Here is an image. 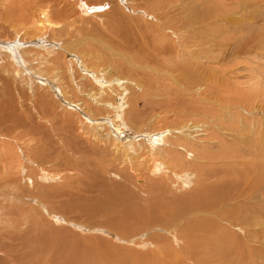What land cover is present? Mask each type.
Listing matches in <instances>:
<instances>
[{
    "label": "rangeland",
    "instance_id": "rangeland-1",
    "mask_svg": "<svg viewBox=\"0 0 264 264\" xmlns=\"http://www.w3.org/2000/svg\"><path fill=\"white\" fill-rule=\"evenodd\" d=\"M85 1L0 0V44L13 45L25 64L14 62L10 53L0 49V148L6 144L24 157L48 150L46 161L36 159L39 165L23 161L28 165L23 176L29 180L12 175L17 181L5 189L16 196L0 190V264H264L263 218L257 227L259 236L250 244L254 250L259 248L254 251L244 235L247 228L239 222L235 228L229 222L223 224L237 234L238 246L223 242L221 232L213 235L219 239L215 242L196 237L184 240L187 224L214 218L210 213L181 214L196 199L205 170L212 173L213 169L218 178L241 175L240 181L251 182L254 159L260 169L264 167V3L246 0L241 8L244 33L237 34L244 38L243 52L224 66L211 63L229 69L225 80L233 89L228 101H222L194 80L175 74L176 83L167 75V68L179 69L185 59L157 57L164 41L158 35L165 34L170 42L175 35L163 32L162 21L155 23L151 14L165 23L167 15L170 25L180 1L143 0L146 9L135 15L127 0ZM48 6L58 26L36 31L30 20L21 19L29 9L30 19L38 20ZM89 6L97 12L91 13ZM109 9L118 12L119 18L114 20ZM53 60L58 61L55 67ZM116 84L119 89L107 94L102 90ZM182 84L199 95L183 92ZM97 90L106 95V102L97 100ZM163 131L171 144L189 141L190 147L192 141L198 153L206 147L217 156L204 161L178 148L177 156L185 158L188 170L178 177H173L172 169L156 175L155 165L167 168V157L164 148L158 151L149 140ZM26 145L33 148L27 150ZM231 150L241 158L228 157L226 152ZM76 151L79 154H73ZM60 153L66 157L63 164L53 161ZM2 157L1 168L6 156ZM1 168L0 179L5 175ZM44 169L55 180H42ZM166 174L171 181L165 180ZM217 177L208 183L216 186ZM263 189L264 183L258 194L262 198L258 203L264 207ZM158 222L161 227L154 224ZM142 242L149 245L144 247ZM157 243L155 249L152 245Z\"/></svg>",
    "mask_w": 264,
    "mask_h": 264
},
{
    "label": "bare ground",
    "instance_id": "bare-ground-1",
    "mask_svg": "<svg viewBox=\"0 0 264 264\" xmlns=\"http://www.w3.org/2000/svg\"><path fill=\"white\" fill-rule=\"evenodd\" d=\"M142 1L143 0H127L128 5H131V7L129 9L130 10L132 9V12H133L134 15L136 13L139 14L138 12L142 11V10H140L141 8H143V12L146 9V8H144V6H142V4H141ZM165 1L166 0H163V2H165ZM172 1H174V0H172ZM175 1L176 2L180 1V4H178V3L175 4L176 2L173 3V4H175L174 7H176V10L174 12L175 14H174V18L172 20V24H170V25L168 24V22H169L168 18L169 17L167 18V15L166 16L164 15L165 16L164 19H166V23H165V20H163V18H161L160 16H157L156 14H153V13L151 14L154 17L155 23H157L159 21H162L163 26H164L163 32H165V31L167 32L169 30L170 32L173 33V35H175V40H173V38H171L173 40L171 42L166 39L165 34H159L158 35L159 36L158 38L161 39V40H164V41L161 43V46L159 47V49L157 48V51H156V52H158L157 53V57L159 58L158 55H162V56L163 55H169V56H172V57L176 56L173 59L176 58L177 60H180L181 62H183V60L185 59V61L183 62V66H181L179 69H175V67L167 68L166 69L167 70V75L172 77L175 80L176 83H179L178 82L179 80L176 79L175 74H177V77H179L181 79H183L185 77V80H189L190 82H191V80H194L195 82H197L198 87L200 89L204 88V90H206L209 94H212V95L217 96V97L221 96L222 97V99H221L222 101H228V96L227 95L232 93V89H233L230 86V84H228V82L225 80L226 72H228L229 69H227L228 67L227 68L226 67L223 68V67H218V66L219 65H221V66L226 65V63H227V61H229V59H231L232 57L236 56L237 54L240 55L243 52L244 45H245V42L243 41L244 38L239 36L237 34V32H239V30H241L243 32V29H244V22H243V19H242L244 17H242L243 15H241V17H240V14H241L240 11H241V8L244 9L243 6H244V3H245L246 0H175ZM85 2L87 3V1H85ZM168 2H169V0H168ZM259 2L264 3V0H260ZM164 4H166V3H164ZM118 6H116V8H114V9L118 10L119 9ZM262 7H263V5H262ZM90 9H91V13L97 12V10L96 11H92V10L97 9V8H94L93 6H89V10ZM24 11H25L24 12L25 13L24 17H22L21 19H23V21H26V22L30 20V22H32L34 24V27H35L36 31L39 30L40 28H43V27H52L54 25L58 26V24L55 23L53 21V19L51 18L53 13H52V9H51L50 6L46 7L45 9H43V12L41 13V17L38 20H34V21H32L30 19L31 17H30L29 9H26ZM60 11L61 10L57 9V13L60 12ZM244 11H243V13H244ZM109 12L115 17L114 20L119 18V14H116L118 12H113L111 9H109ZM253 12H255V11L253 10ZM109 16H111V15H109ZM236 16H238V17H236ZM138 18H136V19H138ZM139 20H140V18H139ZM149 23H150V25H153V23H151V22H149ZM168 26H170V27L168 28ZM55 31H57V30L55 29ZM0 49L1 50H5L8 53H10L12 55L11 57L13 58L14 62H17V63L20 62L21 65H22V62H23L22 58L23 57L21 58V57L17 56L18 54L15 55V47L13 49V45H7V46L3 45L2 46V43H1L0 44ZM49 50H52V48H49ZM49 53L52 55L51 56V60L50 59L49 60L52 61V59H54V56H55L54 53L55 52L53 50V51H49ZM148 53H149V51H148ZM167 57H165V58L167 59ZM172 57H169V58L172 59ZM33 62H34V60H33ZM36 62H37V60H36ZM56 62H58V61H56ZM81 62H82V60H81ZM185 62H186V64H185ZM55 63H54V60H53V65L52 66L55 67ZM211 63L217 64L218 66L213 67L211 65ZM23 64H24V62H23ZM78 64H80V63H78ZM18 66H20V65H18ZM20 67L22 68V66H20ZM20 67H18V68H20ZM33 70H34V68H33ZM52 72H54V71L52 70ZM42 75H44V74H42ZM218 75H221V76H218ZM58 77H60V76H58ZM54 79L52 78V80H54ZM52 80H51V82H52ZM59 81H60V79H59ZM81 84L85 85V83H83V82H81ZM186 84H190V83L186 81ZM57 85H58V82H57ZM77 85H78V83H77ZM100 85H104V84H100ZM115 86H117V84ZM118 86H119V84H118ZM118 86L117 87H114V86L110 87L109 86L108 88H103L101 86L103 89L102 88H100V89H102L104 91V93L106 92V94H107V92L115 90V88L119 89ZM104 87H106V85ZM180 87L182 88L183 92L186 91V92L191 93V94L194 93V94H198L199 95L197 90H195L194 88H191V86H185V85L182 84ZM85 89H87V88H85ZM76 92H78V91H76ZM99 92L100 91L95 93L94 96L95 97H99V99H97V100H99V101H101L103 103L106 102L107 101L106 95L101 94ZM54 93H56V92H54ZM65 99H66V97H65ZM69 99L71 100V98H69ZM200 99H201V97H200ZM70 100H68V101H70ZM77 100H78V98H77ZM91 100H92V98H91ZM99 101H98V103H99ZM81 102H83V101H81ZM86 102L87 101H84L83 103L86 104ZM69 103H71V102H69ZM100 104H102V103H100ZM74 109H77V107L76 108L74 107ZM42 112H43V114L47 113L44 110H42ZM44 112H46V113H44ZM97 123H99V122H97ZM101 124H103V123H101ZM97 125H95V126L97 127ZM105 125L106 124H104V126ZM170 132L172 133V132H175V131H171L170 130ZM176 132L178 134H182L181 132L179 133V131H176ZM168 136H169V134H166L165 131H163L162 133H158L157 135H153L150 138V140H149L151 142L150 145H152L153 148H155L157 150L159 148H160L159 150L164 148L165 152H166L165 157H167V158H166L165 163L167 164V168H165V166L163 168H160L159 164H156L155 165L156 169L153 172L156 175L159 174V173L160 174H165V173L169 174L170 171L168 169H172V172L174 173L173 177H176V176L178 177V176H180L179 173L183 172L186 169L185 168V165H186L185 158L182 157V156H177V153H178L177 149L178 148H180L183 151H186V154L191 153V152L196 153V155H195L196 159L200 158V159H202L204 161L209 160V159H214L217 156V153L215 155V154H212L210 151H207L208 149L205 146L204 147L207 150L205 151V148H204L203 149L204 150L203 153H201V154L198 153L197 152L198 150L194 147L195 145H193L192 141H191L192 145L190 147L187 146L189 141H183L182 143L184 145H182L179 141L175 142L174 144H171L169 142ZM4 137L6 138V136H4ZM171 138H172V135H171ZM133 142H134V140H133ZM158 145H160V146H158ZM3 146L1 144L0 155L1 156L3 155V157L6 156V158L3 159L5 163L2 166V168L1 167L0 168L3 169V167H4L5 175L2 174V175H4V176H2L3 180L0 179V190H4V193L5 192L9 193V190L5 189V187H7L6 185L7 184H15V182L17 181V179H15V177L12 176L13 174L17 173L18 176L19 177L21 176L22 179L24 178L26 180H29V178L23 176L24 170L27 169V167H26L27 164L25 165V163L23 161H25L28 164L30 162L31 164L33 163V164H38L39 165V162L37 160L42 159L43 162L46 161L47 160L46 159V155L48 154L47 153L48 150H44V151H41V152H36L35 154L34 153L32 154L31 152H28V156L24 157L22 155V153H20V154L18 153L17 155L14 154L13 151H12V148L11 149H9V148L7 149L6 148V144H4ZM66 146L67 145L64 143V147H66ZM227 146L225 147V149L227 148ZM25 148H27V150H29V149H32L33 147H31L30 145H26ZM77 148H76V150H77ZM202 148H203V146H202ZM54 149H56V148H54ZM228 149H230V148H228ZM68 150H71V149L68 148ZM14 152L17 153V151H14ZM71 153H72V151H71ZM73 154L77 155V154H79V151H76ZM32 155H33V157H32ZM172 155H174V157H171ZM219 155H221V153L218 154V156ZM226 155H228V157L231 156L232 158H235V159L236 158H241L240 153L238 151H236V150H234V151L231 150L230 152H226ZM50 157H51V154H50ZM65 158L66 157L62 156L61 153H60V154L56 155V159L53 160V161H55L56 163L63 164L65 162V160H66ZM55 162H54V164H55ZM256 162H257V159H254V164H253L252 167L254 169V174L255 175H253V179H252L251 182L249 180H248V182L247 181L242 182V179L240 181L241 175H240V178H233V179L232 178L230 179L229 175H223L221 178H218L217 175H213L212 174L213 173V169H212V173L207 171V170H205V172L201 176L200 183L197 186V192H195V194H196L195 198L196 199L193 201V203H191L189 205H185L184 208L181 211V214L185 213L186 215H194V214H197V213H206V214L210 213V214H212L214 220H207V221H203V220L202 221L201 220L197 221V220H195L194 223L191 222V223L187 224L185 226L186 229H183V230H185V232H187L188 235L186 233H184V235L182 234V237L184 238V240L185 239L187 240V237H189V240H191V239L196 237L197 240H204L205 239L206 241L207 240H211V242L212 241L215 242V240L219 241V239L213 237V235L218 233V232H221V233H223V236L225 238V239L222 240L223 242L226 243V242L229 241L232 245L235 244L236 246H238L239 241H238V238H237V234L235 233L236 234L235 235L234 233H232L230 231L231 228L229 229L228 227H225L223 224L229 222L230 227L235 228L233 226H237L239 223H241L243 227L247 228V229H245L247 231H245L244 235H245V237H247V242L249 243V247L252 250L255 249V248L251 247L252 245L250 246V244L253 241H255V239L259 236V232L257 231V227L261 226V222L259 221V219L263 218V222H264V207H263V205L261 203H258V201H262V198L258 194H259V188L261 187V184L264 183V173H263L264 172V167L262 169H260L259 166H257L258 164H256ZM1 165H2V163H1ZM194 165L197 168H200L197 165V163H195ZM228 169H229V167H228ZM186 170H188V169H186ZM167 176L165 177V180L171 181L170 176H168V177ZM163 177H164V175H163ZM214 177H217V179L215 181L216 186H214L213 184H209L208 183L209 180L213 179ZM41 178H42V180L44 179V180H47V181L55 180V176H52L49 173H47L45 171V169L43 170ZM248 178H250V177H248ZM35 183H37V182H35ZM9 194H11V192ZM261 194L264 195V189L261 190ZM11 195H14V193H12ZM14 196H16V195H14ZM17 198L21 199V196L18 195ZM248 200H249V202L246 203L245 201H248ZM244 203H246V204H244ZM228 205H231V206H229L230 208L227 207ZM225 208H227V209L225 210ZM168 216L171 217V216H174V215L171 214V216H170V214H169ZM156 217L157 218L161 217V214H160V216L156 215ZM54 218H57V217H54ZM61 219H63V218H61ZM153 219H156V218H153ZM159 219L157 221H159ZM215 219L216 220L218 219V221H216ZM55 220H58V218L55 219ZM59 221L60 220H58V222ZM237 222H239V223L236 224ZM154 224H156L159 227L162 226V225H160L162 223H159V222L158 223H154ZM194 231L196 233L193 235ZM112 234H113V236L116 235L114 233H112ZM119 234H120V232H119ZM127 236H126V238H129V236L128 237ZM173 236L176 238L177 242L180 241V238H178L176 233ZM112 238H114V237H112ZM107 241L109 243H112L109 240H107ZM248 243L245 242L244 243V247ZM142 245L145 247L146 245H149V243H143ZM235 245H233V246H235ZM152 246H154V248L156 249L158 247V243L155 244V245L153 244ZM249 247H248V245L246 246V248L248 250L250 249ZM131 249H133V248H131ZM188 249H190V247ZM252 250H250V254H251ZM258 250H259V248H256V250H254V251H258ZM243 251H244V249H243ZM242 253L240 252V254H242ZM253 258L252 259L250 258V260L254 263L253 260L255 258L254 259ZM255 264H257V263H255Z\"/></svg>",
    "mask_w": 264,
    "mask_h": 264
}]
</instances>
